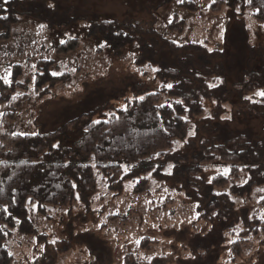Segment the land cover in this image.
<instances>
[{
	"label": "rangeland",
	"instance_id": "1",
	"mask_svg": "<svg viewBox=\"0 0 264 264\" xmlns=\"http://www.w3.org/2000/svg\"><path fill=\"white\" fill-rule=\"evenodd\" d=\"M184 1H194L196 12L182 8ZM27 8L42 18L22 16L12 27L10 39L0 41V79L9 82L13 66L19 65L24 83L23 90L0 102V125L20 134L53 132L97 107H103L105 115L125 108L143 93L159 90L156 72L160 66L175 67L187 56H193L201 69L222 64L229 90L247 72H259L263 64L264 25L248 12L225 8L213 13L209 3L201 0H28ZM175 16L185 22L181 32L170 30ZM100 20L140 22L153 29L155 35L147 39L156 41V64H135L138 45L115 55L107 43L88 37L91 22ZM70 39L79 40L78 49L57 54L56 46ZM169 41L177 46L199 43L206 50L174 51ZM252 48L257 49L258 58L250 65ZM46 60H54L55 73L69 74L71 82L58 84L42 98L34 80L38 64ZM258 98L249 95L243 101L232 93L230 103L219 111L207 101L204 116L191 124L188 138L176 143L173 160L156 161L154 166L163 167L168 175L184 172L204 139L208 145L225 144L239 134L251 141L264 139V115L254 116L258 107L253 103ZM6 112L14 118L4 122ZM228 170L216 164L206 169L202 179L210 182L212 176ZM95 175L98 186L89 206L77 201L72 209L48 207L47 216L38 213L37 203L29 206L32 222L48 242L14 231L9 242L14 264H34L47 245L54 264H124L128 254H135L139 264H264V236L244 243L242 256L231 261L232 243L256 226L255 217L264 220V187L250 196L234 198L235 212L229 219L206 224L198 222L197 205L179 186L151 173L147 177L153 187L148 195L134 193V181L117 179L111 187L96 169ZM145 238L149 243L142 248ZM63 241L69 243L68 250Z\"/></svg>",
	"mask_w": 264,
	"mask_h": 264
},
{
	"label": "trees",
	"instance_id": "2",
	"mask_svg": "<svg viewBox=\"0 0 264 264\" xmlns=\"http://www.w3.org/2000/svg\"><path fill=\"white\" fill-rule=\"evenodd\" d=\"M201 1L209 3L213 13H221L225 8L233 13L248 12L264 25V0ZM27 7L28 0H1L0 27L5 32L0 33V41L10 39L12 27L22 16L42 18ZM181 7L191 13L197 10L194 1H184ZM184 25L185 22L175 16L169 27L171 31L181 32ZM155 33L140 22L100 20L91 22L87 35L107 43L115 55L138 45L135 64L143 67L157 62L156 41L149 43L147 39ZM79 44L78 39H70L57 45L55 52L69 54L76 51ZM168 45L174 51L186 49L203 53L206 50L199 43L177 46L169 41ZM257 58L258 51L252 48L249 64ZM55 71L58 67L54 60L38 64L34 87L39 97L49 95L58 84L71 82L69 74L59 75ZM22 77L21 66L15 65L9 82L0 79V102L24 89ZM156 79L160 82L157 92H145L109 115L103 113V107H97L47 134H20L12 128L1 129L0 125V264L15 263L9 245L14 231L35 235L47 244V237L38 233L31 220V204L37 203V211L43 216H47L48 207L72 209L77 201L89 206L98 186L95 169L111 187L116 185L117 179L134 181L133 192L139 195L150 194L153 187L148 173L171 182L195 202L198 222L206 224L229 219L235 212L234 198L250 196L256 188L264 187V139L251 141L244 134L220 145H208L204 139L193 164L184 168V172L168 175L163 167L154 166L156 161L173 160L176 143L188 138L191 124L204 116L207 101L215 103L219 111L230 103L232 93L243 101L246 96L258 95L257 102L253 103L258 107L254 116L264 115V96L259 95L264 92V57L260 71L247 72L232 90H229L222 64L213 69H201L193 56L180 59L175 67L160 66ZM7 118L12 120L14 115L6 112L3 121ZM192 146L195 144L189 145ZM216 164L227 166L228 173H218L210 182L203 180L206 169ZM252 222L256 226L232 243V262L242 256L244 243L264 236V220L255 217ZM148 243L149 239L145 238L141 247L146 248ZM62 244H67L65 248L69 249L68 242ZM51 255L47 245L45 253L34 264H54L55 257ZM124 264H139V259L135 254H128Z\"/></svg>",
	"mask_w": 264,
	"mask_h": 264
},
{
	"label": "snow or ice",
	"instance_id": "3",
	"mask_svg": "<svg viewBox=\"0 0 264 264\" xmlns=\"http://www.w3.org/2000/svg\"><path fill=\"white\" fill-rule=\"evenodd\" d=\"M259 95L264 96V92L259 93Z\"/></svg>",
	"mask_w": 264,
	"mask_h": 264
}]
</instances>
